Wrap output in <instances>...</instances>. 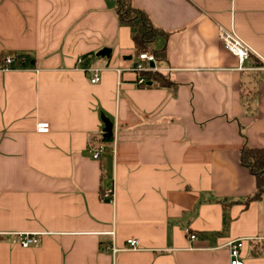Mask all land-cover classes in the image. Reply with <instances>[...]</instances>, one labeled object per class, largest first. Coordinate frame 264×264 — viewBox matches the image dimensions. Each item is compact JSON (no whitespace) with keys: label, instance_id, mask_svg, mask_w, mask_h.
<instances>
[{"label":"crops","instance_id":"0c3cea01","mask_svg":"<svg viewBox=\"0 0 264 264\" xmlns=\"http://www.w3.org/2000/svg\"><path fill=\"white\" fill-rule=\"evenodd\" d=\"M131 3L167 34L148 52L166 49L155 66L170 86L137 85L115 0H0V264H229L233 240L264 264V196L245 202L255 179L239 163L244 145L264 149V71L250 70L264 61V0ZM219 27L254 52L243 69ZM17 56L30 66L2 69ZM102 115L115 134L94 160ZM7 233L43 235L21 249Z\"/></svg>","mask_w":264,"mask_h":264},{"label":"built area","instance_id":"2783aa9c","mask_svg":"<svg viewBox=\"0 0 264 264\" xmlns=\"http://www.w3.org/2000/svg\"><path fill=\"white\" fill-rule=\"evenodd\" d=\"M218 38L223 46V48L232 54L238 62L239 69H243V65L248 61L253 55L254 52L252 49L245 44L234 32L233 29L226 30L222 27L218 28ZM155 57L150 52L140 53L137 56V61L132 67V71L140 75L137 80V85L145 86L146 78L142 76L143 73H155L158 72L155 66ZM26 63L25 56L17 57H7L4 60L3 70L7 69H22V65ZM151 64L153 66H151ZM245 70V69H244ZM249 70V69H248ZM250 70H260L264 71V61H261V65L258 68H251ZM92 73V78L90 79L91 84H97L100 81V70L91 69L89 70ZM120 72L119 70L117 71ZM36 132L39 134H45L49 132L48 123H38L36 124ZM113 132V138H114ZM103 138V131L98 133L96 136L92 137L89 145V152L91 157L94 160H98L100 156L106 152V145L101 141ZM102 199L113 202V192L108 190L102 194ZM110 233L109 235H112ZM9 238V243L15 245L21 249L36 248L41 243V237L43 234L40 233H7L3 234ZM188 239L190 241L196 240V236L187 232ZM243 246V240H233L227 244L229 251V264H245V262L240 257V250ZM105 250L111 254H115L121 250L114 248V246L109 245ZM124 251H137L139 250V242L136 239H129L126 241V246L123 249Z\"/></svg>","mask_w":264,"mask_h":264},{"label":"trees","instance_id":"16d2710c","mask_svg":"<svg viewBox=\"0 0 264 264\" xmlns=\"http://www.w3.org/2000/svg\"><path fill=\"white\" fill-rule=\"evenodd\" d=\"M115 2L118 24L129 28L136 56L140 53L148 52L149 45L156 39L167 37L166 33L152 25L146 14L132 6L131 0H115ZM151 53L156 61H164L166 59L165 48L152 51ZM21 65L22 69L29 67L28 59L26 58V63ZM142 76L146 78L147 82L164 87L170 86V82L163 73L148 72L143 73ZM101 141L108 143L112 141V138L109 140L102 138ZM239 163L255 179V192L245 202L261 200L264 196V149H252L244 145L239 153Z\"/></svg>","mask_w":264,"mask_h":264},{"label":"water","instance_id":"95a60500","mask_svg":"<svg viewBox=\"0 0 264 264\" xmlns=\"http://www.w3.org/2000/svg\"><path fill=\"white\" fill-rule=\"evenodd\" d=\"M111 54V51L109 49H102L100 52H98L97 56L98 57H106L108 58ZM127 59H130V58H127ZM151 66H153L151 64ZM148 85H151V83L149 82ZM101 121L103 123V138L109 140L112 138L113 136V124L107 119L105 118L103 115L101 116Z\"/></svg>","mask_w":264,"mask_h":264}]
</instances>
